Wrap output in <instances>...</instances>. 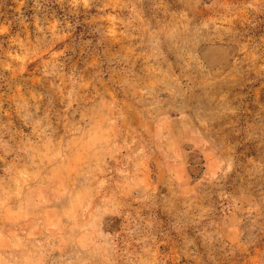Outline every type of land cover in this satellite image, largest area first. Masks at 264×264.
<instances>
[{"label": "rangeland", "instance_id": "obj_1", "mask_svg": "<svg viewBox=\"0 0 264 264\" xmlns=\"http://www.w3.org/2000/svg\"><path fill=\"white\" fill-rule=\"evenodd\" d=\"M0 264H264V0H0Z\"/></svg>", "mask_w": 264, "mask_h": 264}]
</instances>
